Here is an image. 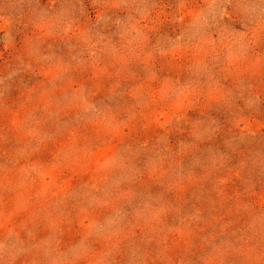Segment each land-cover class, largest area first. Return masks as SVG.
Listing matches in <instances>:
<instances>
[{
  "label": "rangeland",
  "instance_id": "1",
  "mask_svg": "<svg viewBox=\"0 0 264 264\" xmlns=\"http://www.w3.org/2000/svg\"><path fill=\"white\" fill-rule=\"evenodd\" d=\"M0 264H264V0H0Z\"/></svg>",
  "mask_w": 264,
  "mask_h": 264
}]
</instances>
